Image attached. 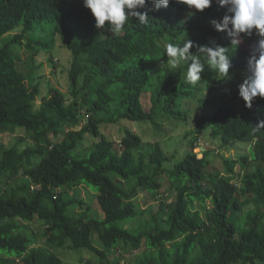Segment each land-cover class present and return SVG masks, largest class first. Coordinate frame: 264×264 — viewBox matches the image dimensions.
<instances>
[{"label": "trees", "instance_id": "16d2710c", "mask_svg": "<svg viewBox=\"0 0 264 264\" xmlns=\"http://www.w3.org/2000/svg\"><path fill=\"white\" fill-rule=\"evenodd\" d=\"M141 11L147 24L133 18L114 34L95 27L83 0H0V39L12 36L0 47V134L24 132L16 145L0 148V264H66L60 250H85L99 264H121L122 254L136 257L124 264H264V99L247 108L239 96L248 58L230 49L231 67L240 68L223 82L215 70L203 73L206 86L185 79L186 65L165 64L167 43L186 37L224 46L225 34L210 22L226 9L213 2L190 14L171 0L166 9L149 3ZM58 44L73 55L72 100L52 86L36 107V58L45 52L53 62ZM194 114L191 151L172 170L160 143L120 124L187 123ZM117 127L119 141L106 131ZM202 133L222 148L247 143L249 155L216 169L210 151L193 152ZM164 180L175 195L171 204L162 198ZM85 186L95 188L99 212L64 199ZM141 189L159 201L158 211L141 208Z\"/></svg>", "mask_w": 264, "mask_h": 264}, {"label": "clouds", "instance_id": "9594fccd", "mask_svg": "<svg viewBox=\"0 0 264 264\" xmlns=\"http://www.w3.org/2000/svg\"><path fill=\"white\" fill-rule=\"evenodd\" d=\"M170 2L171 0H83V6L90 10L97 29H104L107 25L115 34L121 32L133 18L140 24H147L150 18L147 12L141 11L147 4H152L154 10L159 11L161 8L166 9ZM175 2L186 5L190 14L191 10L203 12L210 8L213 2L225 8L226 14L222 20L213 19L210 23L214 30L225 34L226 40L223 42L224 46H220L214 40H210L207 45H195L187 37L175 43H167L165 64H170L173 68L186 65L185 79L191 84L202 80V74L207 73L206 68L215 70L223 82V79L228 78L229 70L236 71L240 68V65L231 67L232 56L229 55L230 49L235 51L238 48L240 53L248 58L247 74L239 80L240 98L247 108L252 107L257 97L264 99V0H175ZM193 48L196 49L195 53L190 51ZM258 127L264 128V121H261ZM204 152L201 150L202 156L200 153L198 155L203 157Z\"/></svg>", "mask_w": 264, "mask_h": 264}, {"label": "rangeland", "instance_id": "374dc122", "mask_svg": "<svg viewBox=\"0 0 264 264\" xmlns=\"http://www.w3.org/2000/svg\"><path fill=\"white\" fill-rule=\"evenodd\" d=\"M20 32V31H19ZM12 36L11 34L6 35L5 37L0 39V47L2 44H6L10 42ZM13 49L15 52L23 57L27 58L28 54L25 53V48L20 47L19 45H14ZM50 56L45 52H42L39 56H37V64H41L38 77V87L40 89V96L38 97L36 107H39L41 101L44 97L47 96L50 87H57L68 97V101L72 100L70 95V87L71 82L69 78V72L71 69V61L73 59V55L71 51L67 48L56 45L53 49L52 56L54 57V61L51 62ZM207 73L212 72L211 69L206 68ZM203 86H206L208 83L205 80H201ZM221 85L215 86L210 92L214 93L216 90L222 89ZM207 95V94H206ZM143 104L149 110L150 99L149 96L143 97ZM197 106L191 105L190 110L192 112L197 113ZM208 110V108H206ZM200 113H204L201 110ZM198 114V113H197ZM195 115L194 114L187 123L176 122L175 120H169L168 118H164L160 122H143V123H133V122H124L122 121V126L130 128L135 133L139 134L146 143H160L163 150L165 151L169 161L166 167L169 170H172L175 164L181 161L186 154L190 151V142L192 139L196 137L194 131L196 130L197 124L195 123ZM107 133H110L114 136V139L120 140L122 133H120V128L116 129L107 128ZM24 136L23 131H19L17 134H0V148L8 149L18 143L20 137ZM91 141V137L87 139L84 143L80 145L81 149H84ZM198 145L195 147V153H200L202 156L201 150L210 151V159L213 161V166L216 169H220L224 171L225 164L224 162L227 159L232 161L241 159L249 155L250 145L247 143H234L231 147L222 148L220 147V142L212 141L211 138L206 134L202 133L201 138L198 141ZM27 145H31L29 141L22 144L20 147L24 148ZM204 147V149H203ZM248 170V168H246ZM236 178L239 180V176L242 174V171L237 166L235 168ZM165 181V180H164ZM3 189V188H1ZM168 189V191H167ZM63 191V189H62ZM162 198L167 201L168 204H171L175 195L170 193L169 190V182H164V188L162 192ZM98 194L94 187H81L73 190H69L64 199H74L84 200L85 207L91 206L95 212L100 211V207L98 204ZM140 206L142 209L152 208L154 211H158L159 209V201L152 198L149 193L144 190H140ZM101 214V213H100ZM33 229L42 231V226L39 223H35L31 225ZM141 251L137 252L139 254ZM60 255L63 257L66 264H85L86 262H91L92 264H99V262L90 254L86 253L85 250L79 251H70V250H60ZM78 254V255H77ZM80 254V255H79ZM80 257L84 258V262H79ZM122 258V263L133 261L134 255H120ZM113 259V258H111Z\"/></svg>", "mask_w": 264, "mask_h": 264}]
</instances>
